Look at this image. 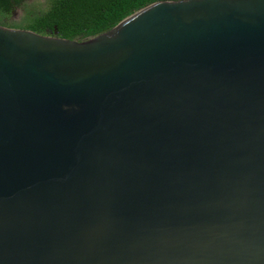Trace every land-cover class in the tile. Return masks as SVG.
<instances>
[{"label": "water", "instance_id": "obj_1", "mask_svg": "<svg viewBox=\"0 0 264 264\" xmlns=\"http://www.w3.org/2000/svg\"><path fill=\"white\" fill-rule=\"evenodd\" d=\"M0 264H264V0L0 26Z\"/></svg>", "mask_w": 264, "mask_h": 264}, {"label": "trees", "instance_id": "obj_2", "mask_svg": "<svg viewBox=\"0 0 264 264\" xmlns=\"http://www.w3.org/2000/svg\"><path fill=\"white\" fill-rule=\"evenodd\" d=\"M159 1L180 0H0V26L81 42Z\"/></svg>", "mask_w": 264, "mask_h": 264}, {"label": "rangeland", "instance_id": "obj_3", "mask_svg": "<svg viewBox=\"0 0 264 264\" xmlns=\"http://www.w3.org/2000/svg\"><path fill=\"white\" fill-rule=\"evenodd\" d=\"M18 12H19L18 10L15 11L14 18H16L20 14V12L19 13Z\"/></svg>", "mask_w": 264, "mask_h": 264}]
</instances>
